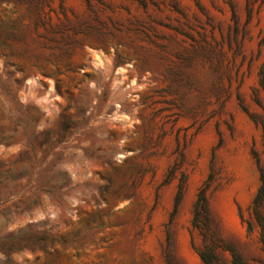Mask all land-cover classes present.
Masks as SVG:
<instances>
[{
    "label": "rangeland",
    "instance_id": "rangeland-1",
    "mask_svg": "<svg viewBox=\"0 0 264 264\" xmlns=\"http://www.w3.org/2000/svg\"><path fill=\"white\" fill-rule=\"evenodd\" d=\"M2 1L0 264H264V0Z\"/></svg>",
    "mask_w": 264,
    "mask_h": 264
},
{
    "label": "trees",
    "instance_id": "trees-1",
    "mask_svg": "<svg viewBox=\"0 0 264 264\" xmlns=\"http://www.w3.org/2000/svg\"><path fill=\"white\" fill-rule=\"evenodd\" d=\"M3 2L4 1L0 0V6H2ZM262 88L264 90V84L262 85ZM242 109L246 111L244 107H242ZM262 130L264 132V123H262ZM254 156H255L257 168L260 174V186L256 192V195L251 205L248 208V211L250 215H253L252 217L256 225L255 227L257 228V226H259L261 227L262 230H264V169L261 167L260 161L257 158V155L255 153H254ZM207 205H208V201H207V196H206V187H202L200 188L198 192V197L194 205L193 225H194V228L198 230H201L200 224L202 222L201 221L202 217L206 215ZM240 217H241L242 222H244L242 213H240ZM248 226H249V229L252 228L251 223H248ZM224 251L229 253L231 264H247L243 260L242 256L238 252L235 251V249L226 247ZM197 252H198L200 259L202 260L204 264H218L217 263L218 258L216 257L214 253H211L210 250H208L207 252L198 250Z\"/></svg>",
    "mask_w": 264,
    "mask_h": 264
}]
</instances>
